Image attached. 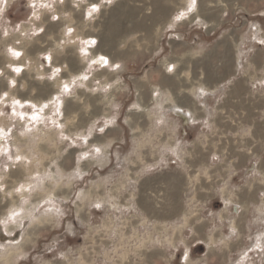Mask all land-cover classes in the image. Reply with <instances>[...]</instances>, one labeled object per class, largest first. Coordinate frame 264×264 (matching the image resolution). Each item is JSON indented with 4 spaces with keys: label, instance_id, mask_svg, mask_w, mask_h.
Returning a JSON list of instances; mask_svg holds the SVG:
<instances>
[{
    "label": "rangeland",
    "instance_id": "rangeland-1",
    "mask_svg": "<svg viewBox=\"0 0 264 264\" xmlns=\"http://www.w3.org/2000/svg\"><path fill=\"white\" fill-rule=\"evenodd\" d=\"M97 1L69 0L63 12L55 0H0V93L16 58L24 74H15L14 93L49 99L59 89L67 103L64 132L53 120L2 123L0 264H264V245L253 247L264 202L247 195L263 176L248 168L246 116L225 111L218 126L216 98L200 101L217 67L263 81L246 67H264V55L204 57L188 21L170 29L186 0H103L95 10ZM175 30L186 51L171 48ZM87 41L113 53L112 65L89 56ZM57 51L70 57L56 59Z\"/></svg>",
    "mask_w": 264,
    "mask_h": 264
},
{
    "label": "crops",
    "instance_id": "crops-1",
    "mask_svg": "<svg viewBox=\"0 0 264 264\" xmlns=\"http://www.w3.org/2000/svg\"><path fill=\"white\" fill-rule=\"evenodd\" d=\"M97 1V0H96ZM111 1V0H104ZM221 0H218L217 4L214 6L204 4V0H186V3L181 5L179 8H175V15L170 19L169 25L170 29L175 24H182L187 21L190 23L188 26L193 28V36L191 39L194 42H198L199 45H202L201 49L204 52V57L208 58H245V57H260L264 55V24L260 19L264 18V0H222V4L219 3ZM69 0H55L57 7L63 6L62 10L66 9V5ZM100 2L103 0H98L94 9L96 10ZM200 2V3H199ZM9 5V4H8ZM7 5V7H8ZM156 7V0H155ZM68 5L67 7H69ZM89 6H92L89 4ZM210 6V7H209ZM90 8V7H88ZM156 10V8L154 9ZM61 17H57L56 22H60ZM156 19V16H154ZM156 21L153 20L151 25H155ZM145 23L142 21L133 24V32L139 27H144ZM51 23L48 26V30H51ZM195 31V32H194ZM115 31H110V35L114 36ZM189 31L185 32V35L188 34ZM192 32V31H191ZM200 32V34H199ZM215 33V34H214ZM182 31L175 30L174 33H171V37L169 38L170 46L174 50V53H177L178 49L182 51H186L189 44L186 42L185 38L182 35ZM196 36H195V35ZM175 37H173V36ZM109 36V35H108ZM90 42H93L92 36H88ZM216 37V38H215ZM215 38V40H213ZM87 41L88 45L90 43ZM213 43V44H210ZM34 45L26 51L27 55L31 54L34 50ZM91 45L87 46L86 50L90 53L89 56L100 57L98 58V62L102 65L108 60V65H112L110 58L114 57L113 53H110L105 50H102L101 46L97 44L95 51H93ZM259 46V48H258ZM17 50H20L19 48ZM15 51V50H14ZM93 51V53H92ZM18 52V51H17ZM63 52V51H62ZM61 51H57L55 58H67L70 55H63ZM21 53L18 57H21ZM15 55H13L14 58ZM74 56V55H72ZM17 57V56H15ZM47 62L51 65H54V60L52 62V56H46ZM54 58V57H53ZM100 59L105 62H100ZM16 58L13 61H10V69L12 75L8 82L3 81V90L0 93V129L2 123L6 120L18 119L19 121H25V123L29 122H47V120H53L58 127V124H61L62 132L63 130V119H60L64 115V111L66 109V99H59V89L55 90L56 97L53 95L49 99H44L34 96H30L32 93L29 91H25L22 93L19 91L18 93L13 92V88L17 86L15 74L20 76V74H24V68L16 65ZM106 66V65H105ZM19 68L20 71H15V69ZM56 70H60V73L56 75L57 80H59L58 76L60 74L63 75V69H58L60 66L55 67ZM230 66L226 69H223L222 72L220 68L217 67L215 72L214 70H210V74H217V78L215 81L216 84H209L204 87L202 90L204 92V97L200 101H203V106L210 105V101L216 98L215 100V111H217L218 126L223 125L225 127L224 112L226 111L228 114H239L240 111L245 114V118L241 121L248 123V136H250L249 141V149L248 156L249 158V170L261 171L263 178H255L253 180L256 189L252 191L249 190L248 194L250 203L253 202L257 206L260 201L264 202V80L261 82L248 81L245 77L236 79V74L240 73V66L234 68L233 71H228ZM249 70H255L256 72L264 74V67L258 69L257 67H246ZM245 69V68H244ZM15 71V72H14ZM209 73V72H208ZM229 75L233 76L230 78ZM230 78V80H229ZM236 79V80H235ZM259 83V84H258ZM57 84V83H56ZM67 85L70 86L69 82H60L61 86ZM26 90V89H25ZM242 102L244 104H242ZM9 108L10 114L1 115V110ZM178 107V106H177ZM69 109V108H68ZM180 110V109H179ZM52 111H55L53 116H50ZM185 113L184 111H182ZM12 113V114H11ZM189 116V114H185V116ZM234 116H232V121H234ZM209 120V119H207ZM40 122V123H41ZM220 122V123H219ZM228 125V124H227ZM234 129H236L233 124ZM37 131H39L36 128ZM235 131V130H234ZM35 134V133H34ZM36 135V134H35ZM2 134L0 132V138ZM20 156L22 160L27 159L28 156L21 153L17 150L15 157ZM243 156V155H242ZM253 185V184H252ZM28 185L23 187V191L27 188ZM25 188V189H24ZM258 207V206H257ZM235 212H239V207H234ZM259 211H264L262 205L258 208ZM259 220L264 222V218L261 216L256 217L254 214L253 221L257 223ZM238 220L237 216H233L230 220V235L234 236L238 232L237 226ZM237 230V231H236ZM241 233V231H239ZM224 234V233H223ZM256 241L253 243V247L255 250L261 248L264 245V241H260L261 238L264 239V232L258 233ZM262 240V239H261ZM223 243L225 242V238H223ZM253 242V240H252Z\"/></svg>",
    "mask_w": 264,
    "mask_h": 264
},
{
    "label": "snow or ice",
    "instance_id": "snow-or-ice-1",
    "mask_svg": "<svg viewBox=\"0 0 264 264\" xmlns=\"http://www.w3.org/2000/svg\"><path fill=\"white\" fill-rule=\"evenodd\" d=\"M93 7H95V6H93ZM54 19H56V17H54ZM71 31V29H69V32ZM9 51H12L13 52V55H15V56H19L20 55V53L19 52H17V51H13V50H9ZM15 71H20V69L19 68H17V69H15ZM17 159H19V158H17ZM0 190H2V189H0ZM17 191H19V189H17ZM13 216L14 215H18V213H15V212H13V214H12ZM9 219H11V217H9Z\"/></svg>",
    "mask_w": 264,
    "mask_h": 264
},
{
    "label": "bare ground",
    "instance_id": "bare-ground-1",
    "mask_svg": "<svg viewBox=\"0 0 264 264\" xmlns=\"http://www.w3.org/2000/svg\"><path fill=\"white\" fill-rule=\"evenodd\" d=\"M100 62H102V63H103V62H105V61H102V60L100 59ZM8 231L10 232L11 230H8Z\"/></svg>",
    "mask_w": 264,
    "mask_h": 264
}]
</instances>
